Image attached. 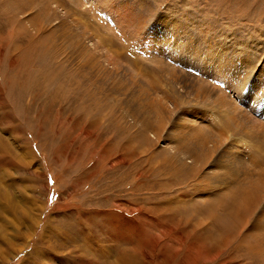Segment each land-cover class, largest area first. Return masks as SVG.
I'll use <instances>...</instances> for the list:
<instances>
[{
  "label": "rangeland",
  "instance_id": "1",
  "mask_svg": "<svg viewBox=\"0 0 264 264\" xmlns=\"http://www.w3.org/2000/svg\"><path fill=\"white\" fill-rule=\"evenodd\" d=\"M262 182L264 0H0V264H264Z\"/></svg>",
  "mask_w": 264,
  "mask_h": 264
},
{
  "label": "bare ground",
  "instance_id": "2",
  "mask_svg": "<svg viewBox=\"0 0 264 264\" xmlns=\"http://www.w3.org/2000/svg\"><path fill=\"white\" fill-rule=\"evenodd\" d=\"M144 124L148 125V123H144ZM193 127H194V129L195 128H197V130L199 129V127H196V126H193ZM162 128H163V125H159L158 130L162 129ZM199 135H201V134H199ZM201 141H202L201 142L202 145L204 144V142H206L205 139H201ZM183 150H185V149H183ZM185 152H187V150H185ZM191 153H193V151H191ZM193 154H194L193 159L196 162L198 161V162L204 163V162L208 161L207 159L209 157L210 150L200 151V152L193 153ZM179 169H181V167L178 168L177 171ZM259 175H260L261 179H263V174H259ZM262 185H264V182H262ZM263 188H264V186H259L256 183H255V185H253L252 183H250L248 185V187L236 189L233 192H231L230 195L226 196V198L223 202V205H222L223 206V213L225 212V214L227 216L232 217V220H230L229 222H231L233 224L231 226L232 229H229L228 232L226 233V236H228V239L235 240V239H237V237L239 238L240 231L243 229L245 223L247 222V219L249 218L251 213L254 211L253 209L255 208L257 201L258 200L260 201L261 191L263 190ZM214 201L217 204H219V202L216 200V198ZM217 208H219V205H217V206L211 205L208 209L210 218L213 220L219 218V216L217 215V212H218ZM226 221L227 220H224V222H226ZM246 237H249V239L254 240L256 243H259V244H261V242H262L261 236H257V235L256 236H247L246 235ZM228 239L226 241H231ZM247 250L251 253L257 252V253H260L261 255L264 254V250L258 249L257 246L251 245V244H249L247 246Z\"/></svg>",
  "mask_w": 264,
  "mask_h": 264
}]
</instances>
